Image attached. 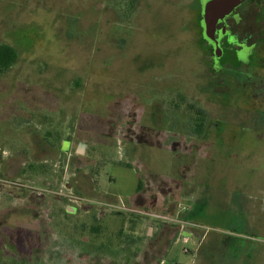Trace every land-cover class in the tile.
<instances>
[{"label": "rangeland", "instance_id": "rangeland-1", "mask_svg": "<svg viewBox=\"0 0 264 264\" xmlns=\"http://www.w3.org/2000/svg\"><path fill=\"white\" fill-rule=\"evenodd\" d=\"M231 1L0 0V264H264V0L217 45Z\"/></svg>", "mask_w": 264, "mask_h": 264}, {"label": "trees", "instance_id": "trees-1", "mask_svg": "<svg viewBox=\"0 0 264 264\" xmlns=\"http://www.w3.org/2000/svg\"><path fill=\"white\" fill-rule=\"evenodd\" d=\"M17 56L18 53L14 46L5 42H0V73L8 70L16 62ZM188 109L195 113L196 131L194 132L201 134L206 121V111L197 101L190 102ZM119 213L120 212L117 214Z\"/></svg>", "mask_w": 264, "mask_h": 264}, {"label": "flooded vegetation", "instance_id": "flooded-vegetation-1", "mask_svg": "<svg viewBox=\"0 0 264 264\" xmlns=\"http://www.w3.org/2000/svg\"><path fill=\"white\" fill-rule=\"evenodd\" d=\"M246 0H241L239 4L233 7L229 13H227L222 19L218 20L213 28V31L210 35V39L217 45H233L234 43L237 44L238 35L236 34V30H234L231 26V22L228 20L231 18V21L236 22V16L239 14L236 13V9ZM255 1V0H254ZM224 31L223 34L219 32ZM235 37L233 41L230 39ZM233 47V46H232Z\"/></svg>", "mask_w": 264, "mask_h": 264}, {"label": "water", "instance_id": "water-1", "mask_svg": "<svg viewBox=\"0 0 264 264\" xmlns=\"http://www.w3.org/2000/svg\"><path fill=\"white\" fill-rule=\"evenodd\" d=\"M231 1V0H230ZM236 0H232L231 2H235ZM83 148H84V144H80L79 145V152H82V150H83ZM74 207H68V210H70V211H74Z\"/></svg>", "mask_w": 264, "mask_h": 264}, {"label": "built area", "instance_id": "built-area-1", "mask_svg": "<svg viewBox=\"0 0 264 264\" xmlns=\"http://www.w3.org/2000/svg\"><path fill=\"white\" fill-rule=\"evenodd\" d=\"M119 206H121L122 208H124V204L122 203L121 205H119ZM124 209H126L127 210V208H124ZM131 211H133V212H137V210H133V209H131ZM139 212V211H138ZM141 213V212H140ZM192 225V224H191Z\"/></svg>", "mask_w": 264, "mask_h": 264}]
</instances>
